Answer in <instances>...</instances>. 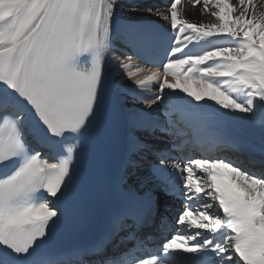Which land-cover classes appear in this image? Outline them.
<instances>
[{
	"label": "snow or ice",
	"instance_id": "obj_1",
	"mask_svg": "<svg viewBox=\"0 0 264 264\" xmlns=\"http://www.w3.org/2000/svg\"><path fill=\"white\" fill-rule=\"evenodd\" d=\"M183 2L130 5L163 22L166 36L155 23L114 24L118 0H0V264H64L37 250L58 223L79 218L100 161L113 154L123 163L104 228L69 250L82 264H264V173L223 156L172 155L183 149L181 120L197 151L202 137L231 138L230 121L255 126L264 116V3L191 0L214 18L205 23L187 19ZM114 35L132 50L119 64L134 81L127 92L106 80ZM165 39L158 67L136 79L133 57ZM260 132L264 140V123ZM50 144L59 147L51 157ZM177 193L183 207L154 253L107 250L163 218Z\"/></svg>",
	"mask_w": 264,
	"mask_h": 264
},
{
	"label": "bare ground",
	"instance_id": "obj_2",
	"mask_svg": "<svg viewBox=\"0 0 264 264\" xmlns=\"http://www.w3.org/2000/svg\"><path fill=\"white\" fill-rule=\"evenodd\" d=\"M132 0H118L119 6L117 7V17L114 21V24L117 23L118 18L122 15H126L131 18H148L146 16H141L140 14L143 13L142 8H137L135 10L136 15H133V9L130 7V5H135V3L131 2ZM257 3H264V0H257ZM183 14L185 17L191 21H202V22H212L214 18L208 16V15H201V5H197V7L193 8L191 0H184L183 2V8H182ZM113 51L108 54V61L107 66L110 71L111 79L113 82V85L117 87L119 90H124L125 92L129 91V85H132L134 83L133 80L125 79L123 74L119 71V64L120 59L118 56H115V54L118 53V50L116 49V42L113 39ZM118 57L119 59H116ZM136 69H129V71H135ZM144 76L138 75L136 79H142ZM156 88H158V85H156L152 91H156ZM179 119V117H177ZM234 121V120H233ZM237 122H239L250 136V138L253 140V145L250 147V154L255 156L257 154L264 156V140H262L261 132H260V125L261 123H264V116H261L258 114L256 119L255 126L249 125L244 119H237ZM236 144V143H235Z\"/></svg>",
	"mask_w": 264,
	"mask_h": 264
}]
</instances>
